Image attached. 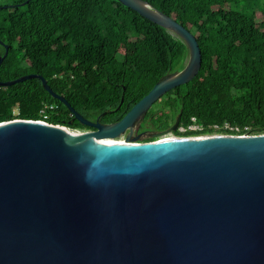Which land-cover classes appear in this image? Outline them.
Listing matches in <instances>:
<instances>
[{
  "label": "water",
  "instance_id": "water-1",
  "mask_svg": "<svg viewBox=\"0 0 264 264\" xmlns=\"http://www.w3.org/2000/svg\"><path fill=\"white\" fill-rule=\"evenodd\" d=\"M117 1L181 39L187 63L110 124L105 113L85 119L41 75L0 81L40 80L90 128L0 123V264H264V134L131 141L152 106L198 76L203 56L169 15Z\"/></svg>",
  "mask_w": 264,
  "mask_h": 264
},
{
  "label": "trees",
  "instance_id": "trees-1",
  "mask_svg": "<svg viewBox=\"0 0 264 264\" xmlns=\"http://www.w3.org/2000/svg\"><path fill=\"white\" fill-rule=\"evenodd\" d=\"M145 1L197 37L203 63L144 124L164 132L180 115L177 137L264 134V0ZM0 40L9 46L0 81L41 75L85 119L105 113L103 124L120 121L189 57L181 39L117 0H0ZM45 103L58 106L47 123L90 130L38 79L0 87V123L40 121Z\"/></svg>",
  "mask_w": 264,
  "mask_h": 264
},
{
  "label": "built area",
  "instance_id": "built-area-1",
  "mask_svg": "<svg viewBox=\"0 0 264 264\" xmlns=\"http://www.w3.org/2000/svg\"><path fill=\"white\" fill-rule=\"evenodd\" d=\"M57 110H58V106L55 104H48V103L43 104V107H41L40 112H39L40 116L42 117V120H40L39 122L49 124V123H47V120L49 119L51 112L53 113V112H56ZM192 121L195 122V118H193ZM188 128L190 130L201 129L196 124H192ZM215 128H217V127H215ZM225 128L229 129V125H226ZM231 130H233V129L231 128ZM180 131L185 132L186 129L181 127ZM174 137H177V136H174ZM163 139H167V138L165 137V138H162L161 140H163Z\"/></svg>",
  "mask_w": 264,
  "mask_h": 264
},
{
  "label": "flooded vegetation",
  "instance_id": "flooded-vegetation-1",
  "mask_svg": "<svg viewBox=\"0 0 264 264\" xmlns=\"http://www.w3.org/2000/svg\"><path fill=\"white\" fill-rule=\"evenodd\" d=\"M0 54H4V53H1ZM148 115V114H147ZM147 117V116H146ZM145 117V119H146ZM145 119L143 120V122L141 124H139L135 130H134V133L132 134H129L128 137L131 141L133 142H143L144 140L146 139H149V138H153L154 135L151 134L150 132V128L147 124H144L145 123ZM92 130V129H91ZM155 130V129H154ZM127 136H125L124 139H126Z\"/></svg>",
  "mask_w": 264,
  "mask_h": 264
},
{
  "label": "rangeland",
  "instance_id": "rangeland-1",
  "mask_svg": "<svg viewBox=\"0 0 264 264\" xmlns=\"http://www.w3.org/2000/svg\"><path fill=\"white\" fill-rule=\"evenodd\" d=\"M160 107H161V106L159 105V106L157 107V110H159ZM154 109H156V106H154V107L152 106L151 112H153ZM148 126H149V128H150L149 130H150L151 134L156 135V134H160V133H162V132H156V131L154 130V127H153L152 125H148ZM67 131H70V130L67 129ZM70 132H71V131H70ZM72 133H76V132H72ZM174 136H175L174 133H172V132H168V133H166V134H163V135L159 136L158 140H161L162 138H165V137H168V138H175ZM204 136H205V135H204ZM118 140L122 141L123 138H120V139H118Z\"/></svg>",
  "mask_w": 264,
  "mask_h": 264
},
{
  "label": "bare ground",
  "instance_id": "bare-ground-1",
  "mask_svg": "<svg viewBox=\"0 0 264 264\" xmlns=\"http://www.w3.org/2000/svg\"><path fill=\"white\" fill-rule=\"evenodd\" d=\"M166 138H168V137H166Z\"/></svg>",
  "mask_w": 264,
  "mask_h": 264
}]
</instances>
